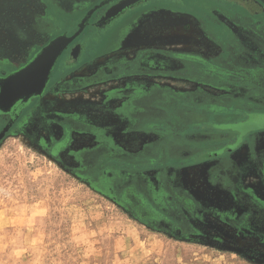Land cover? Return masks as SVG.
I'll return each instance as SVG.
<instances>
[{
  "label": "rangeland",
  "instance_id": "374dc122",
  "mask_svg": "<svg viewBox=\"0 0 264 264\" xmlns=\"http://www.w3.org/2000/svg\"><path fill=\"white\" fill-rule=\"evenodd\" d=\"M101 1L0 0V75L25 64L55 36L75 32ZM254 1L256 12L250 13L239 0H152L112 24L111 32L130 29L135 42L131 49L141 52L138 62L176 64L179 58L188 64L198 63L199 58L201 66L213 60L217 75L213 87L198 88L181 84L174 76L138 72L129 94L124 85L115 87L117 80L97 83L100 68L115 64V52L86 60L88 53L111 49L94 41L77 58L72 72L58 73L43 96L0 138V264H264V239L248 235L237 222L245 211L243 191L264 204V182L234 173L245 160L247 146L229 157L226 165L214 160L213 169L187 167L182 174L174 161L181 155L175 147L164 144L143 151L160 142L161 133L174 139L183 130V121L200 128L226 125L237 122L241 110L264 109L260 87L264 85V54L263 59L260 55L264 0ZM106 7L95 13L92 22ZM148 95L162 98L161 105L148 108L150 121L137 123L134 151L117 152L113 98ZM179 97L199 103L195 109L203 119L182 116L171 107ZM161 106H167L168 113ZM214 107L215 113L230 114L212 116ZM206 112L212 115L205 119ZM71 118L74 124L66 133L62 124ZM203 129L200 136L205 129L213 131ZM215 136L220 139L216 137L212 146L231 132L222 130ZM253 139L264 141V133ZM96 146L101 147L91 151ZM115 155L120 156L119 163L112 159ZM183 155L187 163V152ZM197 171L198 201L193 207L189 200V211L173 196L174 188L182 176L193 196ZM212 177L217 179L208 186ZM134 178L140 179L142 188L151 189L157 211L148 209L142 188L133 193Z\"/></svg>",
  "mask_w": 264,
  "mask_h": 264
},
{
  "label": "flooded vegetation",
  "instance_id": "af4514ba",
  "mask_svg": "<svg viewBox=\"0 0 264 264\" xmlns=\"http://www.w3.org/2000/svg\"><path fill=\"white\" fill-rule=\"evenodd\" d=\"M120 1L121 0H102L99 4H96L95 6H93L86 13V16L83 18L82 22L80 23V25L84 24L85 26H83V29L80 32V34H78V36L73 40V42L68 46V48L60 56L54 68V71L52 73L51 80L46 88V91L49 88V86H51L54 83V81L56 80V77H58L57 75L59 72L68 73V72H72L76 68L75 66L77 64L76 62L77 58L81 57L87 51L86 47L88 46V44H90V42H93V41L96 42L98 45L101 43L102 46H111V49L107 50V49L100 48L99 54L88 53L87 56L85 57L86 60L92 59L93 57L97 55L106 54V52H109V51L115 52L114 54L115 64H113L112 66H102V68H100L96 76L97 83H106V82L117 80L118 82L116 81V83L118 86H115V87L119 88L120 85H124L123 87L127 89V90H124V92H127V94H129L131 89L134 88L136 73L138 72V73H143L146 76H151L154 73L159 74L160 76L162 75L166 77L174 76L177 80L179 79V83L192 84V86H196L198 88L201 86L213 87L216 76H217L215 72V62L213 60L211 61L209 60L207 61V64H204L201 66H199L198 64L199 58L196 59L198 63H196L195 61H190L188 64L184 61V59L180 60L179 58H177L176 64L175 62L171 64V63H166L165 61V62H161L159 65H150V64H147V60L145 59L140 60L138 62L137 53L139 54L141 52L137 51L135 54L134 53L135 49H131V45L134 46L135 42L133 41V36L130 33V29L126 31L124 30V27L123 28L118 27V28L113 29L112 32L110 30H112L111 29L113 28L112 24H115L116 21H119L126 14L131 13L132 11L138 9L141 5L149 3L152 0L141 2L138 5L126 10L124 13L118 15L114 19L106 23L105 22L100 23L105 13L108 10H110L114 5L119 3ZM248 5L251 8H254L252 7V4H248ZM104 6H107L106 9L101 13V15L98 17L96 21L92 22V18L95 15V13L98 10L102 9ZM242 6L247 10L249 9L248 8L249 6L247 7L244 4H242ZM90 27L93 29L92 32L88 30ZM79 30H80V26L75 32L71 34L65 31L59 35L65 34L68 36H72L75 33H77ZM95 31L97 32V34ZM260 48L262 51V54L260 53V55H261V58L263 59L264 41L262 42V45H260ZM145 56L146 55H144V58ZM168 56L176 57L177 55L170 53V55ZM196 57H199V56H195V58ZM72 61H74L75 64L71 63ZM262 65H263V60H262ZM138 66H141V67H138ZM137 68H139V71H137ZM203 73L207 74L206 79L199 78V75ZM1 76H5V75H1ZM146 78L148 77H145V76L143 77L144 80ZM243 83H252V82L243 81ZM156 87H162V86L160 84H156ZM260 87L264 88V85H261ZM37 99L38 97L32 99L31 103L21 111L17 119L14 121V123L11 125V127H9L7 131H5V129L11 120V115L0 113V122H1V119L6 120L5 124L1 123L0 125V138L3 137L5 133L8 132L16 124V122L20 119V117L23 115L25 110L29 108V106L32 103H34ZM113 100H114L113 105L115 107L113 109L114 110L113 112H115L114 114L116 115L115 119H113V123L115 122L113 124V136L115 140L116 151L122 152V153H125V152L130 153L131 151H134L135 149L134 148L135 147V132H136L137 123L139 125H142V123H146L147 121H150V119L147 118L148 112L146 111L149 110L148 108H150L151 105H161L160 101L162 100V98L153 97V96L148 95V96H142L139 98H127V99H125V97H117V98H113ZM170 105L171 107L179 109L182 112L181 113L182 116H190V117L192 116V118H195L200 115V113L196 111L195 109L196 105H197V108H199L198 107L199 103H195L194 101L191 102L185 99L184 97L176 98V102H173ZM160 108L164 112L166 111V113H168L167 106H161ZM142 110L144 111L143 113H141ZM251 113L252 114L259 113V114L264 115V109L260 108V109H251L250 111H246L243 113L244 118L242 120L245 121L249 119V114ZM214 114L213 116H215ZM68 116H70V114H68ZM120 119H125L124 120L125 122L124 123L120 122ZM53 120L57 121L59 120V117L53 116ZM239 121H241V119ZM188 122L186 123L184 121L182 122V128H183L182 131L185 132L186 130L187 132L186 134L181 133L182 132L181 131L178 134H176L174 136L175 138L173 139V137L169 136L167 133H161L160 135L161 141L157 143L155 142L154 144H151V143L148 144L147 146H145L143 151L144 152L150 151L152 148H155L159 145H164V144H166V146L170 145L171 147L172 146L175 147L176 150L181 153V155L177 157V159L174 161L176 162V167L179 173L182 174L183 169L187 167L195 168L197 170H201L204 168L209 169V170L213 169V168H210L211 167L210 162H214L215 159L224 160L223 158H225V163H226L229 157H232L233 154H236L241 149L247 146V148L249 149L245 153V160L244 162H242L241 166L239 167L240 170H236L234 171V173L236 174L241 173L246 177L254 175V176H257V178L259 177L258 179L260 181L264 182V141L262 140L257 143L253 139L256 133L264 132V127H261L260 129L256 131L249 132L247 133V135H243V136L239 135V133L236 131L228 130L229 132H231V136L225 138L222 142L219 141L220 144L212 146V148H207L209 146L208 141L209 143H211L215 139L210 140L209 137L211 135L210 133H207L209 135L207 139L200 140L199 130H197L199 125L197 127H193V125L190 124V122L189 123ZM63 123L64 124L62 125H64L65 132L67 133L71 131L70 128L74 124V120L71 118L68 121H65ZM206 126L212 128V130L214 131L216 130V126L214 124H205L203 128H205ZM202 134L205 136L206 133L204 132ZM233 145H236V146L233 147ZM100 147L101 146H96V148H92L94 150H91V151L96 152L98 151V149H100ZM185 152L188 153V157H189V160H187V163H185L186 162L185 156L183 155V153ZM112 159L114 160V162L119 163L120 156L115 155L113 156ZM190 159L192 161H190ZM130 162L132 161H129L128 163ZM149 162H151V160ZM148 166H151V163ZM159 167L163 168V165L160 164ZM112 168L117 169L119 168V166L113 165ZM196 176H194L195 183L194 182L192 183L193 196L188 194L189 192L187 191V188L184 187L185 184H184L182 176L177 181V186L174 188V190H176V194L173 196H176L175 198L176 200H178L179 204L182 207L186 206L189 211H192L188 205L189 200L192 201L193 207L195 205V201H198L196 197V193H195V190L197 192V188H198L197 184L199 183V176H200L198 171H197ZM214 179H217V178H213L212 180H207V182L206 181L205 182L209 186V184L212 183ZM232 179L236 183L237 182L239 183L236 175H234ZM138 180L140 179L134 178L131 180V186H130L131 190L133 191V193L138 194V190L143 189L146 195L145 196L146 202L149 205L148 209L157 211L156 204H154L153 202L154 200L152 198L151 189L148 186L147 188L146 187L142 188L140 183L137 182ZM226 186L230 187L229 185H226ZM226 186L225 188H227ZM194 188L196 189L194 190ZM243 193L245 196L243 197L244 200L242 203L244 205L245 211H244V214L241 215V218H239V221L237 222L242 223V225L245 227L244 230L246 229L245 232H247L248 235L258 234V236L261 237V239H264V204H262V202H259L256 197L247 193L246 191H243ZM179 215L178 217H181Z\"/></svg>",
  "mask_w": 264,
  "mask_h": 264
},
{
  "label": "water",
  "instance_id": "95a60500",
  "mask_svg": "<svg viewBox=\"0 0 264 264\" xmlns=\"http://www.w3.org/2000/svg\"><path fill=\"white\" fill-rule=\"evenodd\" d=\"M145 1L147 0H121L105 13L100 23H106ZM83 26L85 25L81 24L80 30L72 36L63 34L55 37L41 47L23 66L5 76L0 75V113L11 115L5 131L11 127L33 98L43 96L60 56L80 34ZM224 127L237 131L241 136L247 135L264 127V115L251 113L246 121L226 124Z\"/></svg>",
  "mask_w": 264,
  "mask_h": 264
},
{
  "label": "crops",
  "instance_id": "0c3cea01",
  "mask_svg": "<svg viewBox=\"0 0 264 264\" xmlns=\"http://www.w3.org/2000/svg\"><path fill=\"white\" fill-rule=\"evenodd\" d=\"M212 105H214V104H212ZM212 110H213L214 113H215V111H216L215 107H214ZM240 112H241V113H240ZM244 112H246V111H244ZM244 112L241 110V111H239V113H237V114H238V117H239L237 121H239V120L241 119V121H239V122H244V121L242 120V119L244 118V117H243V113H244ZM228 114H230V113L225 112V111H221L220 113H217V112H216L214 115H215V116H223V117H224V116H226V115H228ZM207 115L210 116V115H212V114H210L209 112H206V113L203 114L202 116L206 119V116H207ZM212 116H213V115H212ZM197 118H198V119H203V118L201 117V115L197 116ZM245 121H246V120H245ZM239 122H234V123H239ZM210 124H211V123H210ZM215 126H216V130H215V131L213 130L212 132H210L209 129H208V130L205 129L204 132H205L206 134H205L204 137H202L203 135H202V136H199L200 140H202V139H205V140H206L207 137L209 136L207 133H210V135H211L210 137H212V136L214 137V138H210V137H209L210 140L215 139L214 141H216V139H217L216 137H218V139H220V136H215L216 133H218L219 131H222V130H223V131H225V130H226V131H228V130H232V129H230V128H226V127H224L225 125H223V123H222V125L219 124V125H215ZM201 128H202V130H204L203 127H201ZM201 128H200V126L197 128V130H199V134H201V132H200V129H201ZM195 130H196V129H195ZM233 131H234V130H233ZM255 131H256V130H255ZM204 132H202V133H204ZM236 132H237V131H236ZM252 132H253V131H252ZM258 133H259V132H258ZM263 133H264V132H263ZM185 134H186V133H185ZM208 145H209V146H208ZM208 145H207V146H208L207 148H212V147H211L212 145L209 143V141H208ZM234 146H236V145H233V147H234ZM216 150H217V149H216ZM187 155H188V153H187ZM223 159H224V160H223V161H224L223 163L226 165L227 162L225 163V158H223ZM215 160H217V159H215Z\"/></svg>",
  "mask_w": 264,
  "mask_h": 264
},
{
  "label": "trees",
  "instance_id": "16d2710c",
  "mask_svg": "<svg viewBox=\"0 0 264 264\" xmlns=\"http://www.w3.org/2000/svg\"><path fill=\"white\" fill-rule=\"evenodd\" d=\"M240 2H242L244 5H246L247 7L249 6L248 4H253V5H256L255 1L254 0H239ZM248 11L250 13H253V12H256V10H254L253 8H251L250 6L248 7ZM260 11V10H259ZM258 11V12H259Z\"/></svg>",
  "mask_w": 264,
  "mask_h": 264
}]
</instances>
